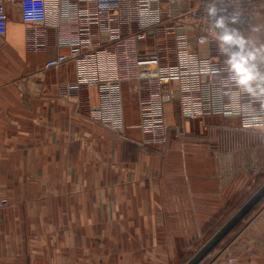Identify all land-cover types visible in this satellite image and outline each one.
<instances>
[{"label":"crops","instance_id":"crops-1","mask_svg":"<svg viewBox=\"0 0 264 264\" xmlns=\"http://www.w3.org/2000/svg\"><path fill=\"white\" fill-rule=\"evenodd\" d=\"M4 3L9 23L0 35V183L9 204L0 218V264H174L204 225L264 180V171L254 170L264 169V118L259 129L245 128L240 116L192 119L169 98L167 141L146 145L136 127L146 91L135 90L136 82L123 84L122 129L96 121L95 89L84 102L63 97L56 84L76 79L75 61L47 67L67 51L57 45L53 1L48 46L40 52L28 50L20 0ZM145 3L122 0L132 23L122 14L120 29L108 25L101 41L141 30L151 19L140 69L155 71L176 59L169 30L175 6ZM251 36L261 57L264 35L257 42ZM245 232L234 244L236 264H264V205Z\"/></svg>","mask_w":264,"mask_h":264},{"label":"built area","instance_id":"built-area-1","mask_svg":"<svg viewBox=\"0 0 264 264\" xmlns=\"http://www.w3.org/2000/svg\"><path fill=\"white\" fill-rule=\"evenodd\" d=\"M50 1L20 0L30 51H45L48 46L47 28L52 22L48 15ZM52 1L56 7L53 26L57 45L67 51L50 60L47 67L58 69L68 61H75L76 79L56 84L63 97L76 96L84 102H90L89 91L95 89L99 104L92 109L91 117L96 121L113 130L125 127L122 86L136 82L135 90L146 91L140 100L141 122L136 126L146 135V145L167 141L165 97L178 100L182 112L192 119L240 116L245 128L263 126L264 82L260 78L252 82L254 93L238 85L227 61L229 54L239 48L232 46L222 51L219 37L229 32L245 42L246 52L253 51L256 43L249 30L264 15V0H197L196 3L195 0H167L175 6L174 14L170 13L169 30L175 34L171 49L176 59L155 71L140 69V45L148 37L149 31L145 28L153 23L151 19L147 21L150 25H144L141 30L111 37L108 43L102 44V30L108 25L120 29L122 14L129 20L124 19L125 22L133 21L132 11L125 13L122 0ZM221 20L224 28L216 27ZM8 23L7 8L4 0H0V35L5 34ZM202 47L206 48V54ZM83 91L87 93L81 94ZM2 202L8 205L6 200ZM220 260L221 264H236L237 257L228 247L213 263L218 264Z\"/></svg>","mask_w":264,"mask_h":264},{"label":"rangeland","instance_id":"rangeland-1","mask_svg":"<svg viewBox=\"0 0 264 264\" xmlns=\"http://www.w3.org/2000/svg\"><path fill=\"white\" fill-rule=\"evenodd\" d=\"M256 23V24H255ZM254 23V25L249 30V35L251 36L253 34V37L255 38L256 42L258 41L257 38L262 37L264 35V15L259 17L257 21ZM252 37V36H251ZM259 50L257 47L254 49V51ZM263 52H260L261 57H257L252 63L256 66V72L259 74V77H264V49ZM160 59H163L161 61V64H167L168 59L166 57H160ZM160 59H156V61H159ZM170 59L172 60V55H170ZM156 63V62H155ZM264 82V79H262ZM132 85H136V83L132 82ZM135 88V87H134ZM177 102V100H176ZM134 125H132L133 127ZM1 131V130H0ZM142 131V130H141ZM143 132V131H142ZM1 134V133H0ZM2 135V134H1ZM5 141H7V138H5ZM4 152L0 148V160L3 158ZM2 163V162H0ZM3 165V163H2ZM2 168V166H1ZM256 173H260L261 171H264L263 168L258 169L255 167L254 169ZM2 176H0V179ZM4 187L6 185L0 183V218L3 216H6V209L3 205V200L8 201V192L4 190ZM258 187V186H257ZM262 187V186H261ZM260 187V188H261ZM259 188V189H260ZM257 189V190H259ZM256 190V189H254ZM256 191H252L251 197L253 194H255ZM17 194V193H15ZM249 194L242 195L240 197V200L238 203H232L230 207L223 209L222 216L217 219V221H210L208 224L204 225L200 235H198L195 239H192L183 249V251L180 253V256L176 258L174 264H187L190 259L226 224V222L251 198L249 197ZM248 198V199H247ZM264 203H260L258 206L254 208L252 212H250L247 217H245L227 236L226 238L215 248L200 264H214L213 261L215 258H217L221 252H223L225 249L230 247V250H235V242L236 240L241 236L246 234V230L249 227L253 221L256 220L258 215L262 212ZM234 246V247H233ZM235 253V251H234ZM236 257V256H235ZM237 262V261H236ZM224 263V260H223ZM218 264H221V260Z\"/></svg>","mask_w":264,"mask_h":264},{"label":"clouds","instance_id":"clouds-1","mask_svg":"<svg viewBox=\"0 0 264 264\" xmlns=\"http://www.w3.org/2000/svg\"><path fill=\"white\" fill-rule=\"evenodd\" d=\"M214 12V9L212 10ZM218 28H224L223 21H218L216 24ZM221 41L222 51H227V47L236 46L239 51H234L229 54V59L227 61L229 65V71L232 73V78L235 82L242 86L243 89L249 93H254L255 90L252 87V82L256 81L258 78L264 79V77H259L256 72V66L252 61L256 59L257 53L252 51H245V42L229 32H225L219 37Z\"/></svg>","mask_w":264,"mask_h":264},{"label":"water","instance_id":"water-1","mask_svg":"<svg viewBox=\"0 0 264 264\" xmlns=\"http://www.w3.org/2000/svg\"><path fill=\"white\" fill-rule=\"evenodd\" d=\"M169 97H165L168 101ZM264 199V185L226 222V224L190 259L187 264H200L226 236Z\"/></svg>","mask_w":264,"mask_h":264},{"label":"trees","instance_id":"trees-1","mask_svg":"<svg viewBox=\"0 0 264 264\" xmlns=\"http://www.w3.org/2000/svg\"><path fill=\"white\" fill-rule=\"evenodd\" d=\"M263 185H264V180L261 181V182L258 184V187L256 188V190L259 189V188H260L261 186H263ZM256 190H255V191H256ZM249 197H251V195H250ZM249 197H248V198H249ZM248 198H247V199H248ZM261 202H262V201H261ZM261 202H260V203H261ZM260 203H259V204H260ZM259 204H258V205H259ZM258 205H257V206H258ZM229 207H230V206H229ZM227 208H228V207H227ZM253 210H254V209H253ZM253 210H252V211H253ZM222 211H223V210H222ZM252 211H251V212H252ZM222 213H223V212H221V213H220V214L214 219V221H217V219H218L219 217L222 216ZM246 217H247V216H246ZM216 248H217V247H216Z\"/></svg>","mask_w":264,"mask_h":264}]
</instances>
